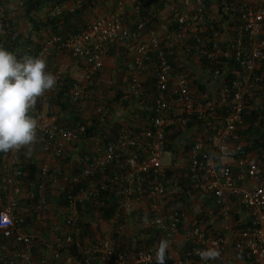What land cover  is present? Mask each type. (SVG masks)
Masks as SVG:
<instances>
[{
	"label": "built area",
	"instance_id": "built-area-1",
	"mask_svg": "<svg viewBox=\"0 0 264 264\" xmlns=\"http://www.w3.org/2000/svg\"><path fill=\"white\" fill-rule=\"evenodd\" d=\"M86 1L57 4L51 13H73ZM167 1L172 19L179 26L170 42L163 43L160 33L147 27L138 15V0H118L115 9L100 13L78 32L48 37L37 53L36 56L45 59L46 71L57 80L40 97L47 100L59 90L73 67L72 60L78 73L68 96L78 102L89 101L95 98L97 90L101 91L93 85L103 80L98 74L105 66L110 47L126 46L133 58L128 94L135 97L143 94L142 76L153 71L157 86L152 106L155 114L134 127L123 125L113 138L97 142L86 166L61 178L51 176V170L59 165L64 151L80 141L87 126L81 122L60 125L56 116L33 107L30 115L37 121L36 133L45 140L37 187V226L26 225L24 217L18 214L23 150L9 151L0 167V234L7 239L1 245L4 264H51L46 255L34 254L37 231L51 223L49 214L53 205L47 199L49 189L63 193L67 201L60 207L65 215L63 232L56 236L57 247L80 244L73 236L81 228L79 205L97 200L101 191H115L120 200L112 222L121 213L124 218L134 215V228L142 229L138 239L143 242L149 238V230L159 232L153 245L140 249L117 246L112 235L105 234L85 243L81 257L66 254L63 258L60 251L45 245L59 264H91L96 254L102 262L111 264H153L161 244L167 245L168 264H203L205 260L199 255L202 250L217 251L219 255L210 260L218 264H264V160L246 151L238 132L244 127L246 97L264 85V0H218L215 6L218 26L204 0ZM19 5L22 0L14 9ZM129 13L135 14L133 27L126 23ZM24 33L19 29L12 37ZM182 39L193 45L188 44L187 51L194 48L212 64L208 77L201 81L207 90L200 94L192 91L193 77L185 70L176 71L168 59L167 46ZM216 106L226 109L221 123H209L213 129L188 150L186 176L191 205L173 203L165 184L163 162L168 154V133L173 128H184L192 118H217ZM97 112L102 117L111 116L104 102L97 106ZM174 189L176 193L183 190L177 181ZM200 197L207 198L209 206ZM190 212L193 216L188 223ZM203 212L208 216L206 222ZM96 221L102 227L113 226L102 220L99 213ZM182 244L185 247L179 253L175 247Z\"/></svg>",
	"mask_w": 264,
	"mask_h": 264
},
{
	"label": "trees",
	"instance_id": "trees-1",
	"mask_svg": "<svg viewBox=\"0 0 264 264\" xmlns=\"http://www.w3.org/2000/svg\"><path fill=\"white\" fill-rule=\"evenodd\" d=\"M20 0H0V23L3 24V32H0V46H3L12 51L17 58H22L25 55L36 56L42 48L46 39L52 35H65L67 33H75L86 27L91 21V17L97 16L94 8L96 5L100 6L99 9H104L102 13L116 8L118 0H104V3L99 5V0H87L81 8L73 13H61L59 15H52V7L57 4H63L71 0H22V5L16 9ZM105 1H110V5H105ZM140 15L147 24L148 28L162 30L167 19L169 23L166 27L168 34L178 29L176 22L172 21L173 13L168 8L167 0H138ZM206 5H217L218 0H205ZM12 13H15V19L11 17ZM129 15V14H128ZM128 17V16H127ZM126 17V18H127ZM135 18V14L133 16ZM19 18L18 20H16ZM22 19L27 22L26 35L22 34L20 37L13 39V32L19 30V20ZM217 24L219 21L217 20ZM166 31V30H165ZM232 34L233 31H231ZM190 42L186 41L184 47ZM119 48L118 53H116ZM177 49L174 47L171 52L168 53V58L171 61L173 67L177 68L176 71L185 70L191 77L195 76L194 63L187 64L183 60H177ZM196 50L192 51L190 58L192 60ZM118 60L117 72H113L111 80H100L95 83L93 88L97 90L95 98L89 101H72L68 96L70 86L75 79L72 73L66 76L63 84L59 90L52 94L47 100H43L42 97H38L34 107L42 108V104H47L48 114L56 116V122L60 125L69 126L76 122L84 123L87 126V131L82 135L80 141L72 144L70 148L64 151L62 157L58 162V166H53L51 170V176H58L64 178L65 176H72L76 174L80 169L84 168L87 162L93 157V153L96 147V143L106 142L109 139L116 136L118 129L123 126L120 122L114 123L112 115L118 108H134V114H137L139 122L146 121L147 117L153 116L155 113L152 110L154 104L155 95L157 92L156 77L154 72H148L145 76L144 92L139 97L129 95V83L132 79L130 72V65L133 63V58L130 56L127 47L113 46L107 52L108 57H116ZM200 63L203 67L212 68V64L206 58H200ZM104 69V68H103ZM103 75V70L98 76ZM197 86V89H196ZM192 90H196L195 93L200 94L207 90V86L200 83L198 79H195L191 84ZM91 88V89H93ZM96 90V89H93ZM99 92V93H98ZM128 95L125 99L124 96ZM104 102L111 116L102 117L97 112V106ZM245 109L243 112L244 127L239 129L240 140L244 142L245 149L249 153H254L260 160H264V85L257 89H254L252 94L246 97ZM215 111L219 116L215 119L208 118L207 120L192 118L184 128H173L169 131L167 136L166 149L171 152H176L174 142L183 134H187L188 139L185 144L187 150H189L192 143L195 141H201L207 135V132L212 130L213 125H219L221 119L225 114V108L215 107ZM213 125L209 124L212 123ZM128 124V123H127ZM129 125V124H128ZM44 144L45 140L41 138V135L36 133L35 142L32 143L35 151L24 153L21 155V168L23 169L22 184L27 188V195L18 197V214L24 217L25 224L36 227V205H37V187L41 179L40 164L44 161ZM30 152V151H29ZM5 153H0V167ZM188 168L186 171L178 170L175 167L166 169L165 184L174 191L175 182L182 187V192L178 193V198L182 202L181 205L188 204L190 201L189 183L187 181ZM1 175V173H0ZM48 201L53 205L51 211H59L60 207L67 204L64 198V194H57L52 192V189L48 190ZM119 198L116 196L115 191H101L97 200L91 203H84L79 205L80 218L82 219L79 226L80 231L78 234H74V238L80 241V244H70L67 246L56 247L60 251L61 255L66 254L82 256V246L89 241H95L100 236H105V233L95 224L97 215L107 223L113 224L116 229L111 231V235L114 243L120 247H128L130 249H140L153 245L159 237V232L155 229L149 230V238L145 239V242L138 239L140 231H136L133 235H129L124 227H122L125 220L122 213L119 218L112 222L111 220L116 216L117 209L119 208ZM203 221L208 220L206 212H203ZM202 217V216H201ZM135 220V219H134ZM136 221V220H135ZM137 241V245H133V241ZM7 239L0 234V264H4L1 245L6 243ZM185 244L178 246L177 251L182 253ZM48 251L45 245L34 246V254L44 255ZM91 264H111L109 261L102 262L99 254L93 255ZM212 261V260H211ZM215 261V260H214ZM208 261L205 260L203 264ZM55 264V263H54ZM59 264V263H57ZM155 264V263H153ZM165 264L167 260H165Z\"/></svg>",
	"mask_w": 264,
	"mask_h": 264
},
{
	"label": "clouds",
	"instance_id": "clouds-1",
	"mask_svg": "<svg viewBox=\"0 0 264 264\" xmlns=\"http://www.w3.org/2000/svg\"><path fill=\"white\" fill-rule=\"evenodd\" d=\"M207 9L212 16L214 24L218 26L217 9H211L208 6ZM99 14H97V16ZM173 33L174 32H172L169 36L167 33L166 37L161 36L163 38V43L170 42V38ZM185 42L186 40L182 39L178 42H173L172 45L170 44L167 46V55L173 50L174 47L180 46L183 48L181 57L187 61H190L191 63H194L193 68L197 69L202 65L199 61L200 58L204 57H200L196 52L193 56L195 60H193V58L192 60L189 59L192 51H194V48L190 52L187 51L186 49L188 44L185 48ZM189 45L192 44L189 43ZM196 60L200 65L195 64ZM183 61L186 62L185 60ZM174 69L177 70L175 67ZM69 72L75 76L78 73L74 67H72ZM146 74L142 76L143 79L145 78ZM195 79H197V77L193 76L192 81ZM199 82L201 83V81ZM56 83L57 80L55 75L49 71H46V61L44 58L32 55H25L22 58H17V56L12 51L0 46V153L18 151L22 147L29 146L35 142L37 121L32 115H30V110L34 107L37 98L40 97L44 92L51 90L56 85ZM195 91L196 90H194V93ZM120 123L122 125L131 126L128 124H123V122ZM44 245L46 244L44 243ZM55 246L56 245H52L53 249L58 250ZM166 248V244H161V246L158 248L155 256V264H165ZM46 252H49V250ZM199 255L202 260H210L215 259L219 253L214 250H202ZM63 258L65 257L63 256ZM52 262V264L59 263V261H55L54 259Z\"/></svg>",
	"mask_w": 264,
	"mask_h": 264
},
{
	"label": "crops",
	"instance_id": "crops-1",
	"mask_svg": "<svg viewBox=\"0 0 264 264\" xmlns=\"http://www.w3.org/2000/svg\"><path fill=\"white\" fill-rule=\"evenodd\" d=\"M102 2L104 3V0H99V5L102 4ZM109 2L108 1H105V5L106 6L108 4L110 5ZM100 6L96 5V7L94 8V10L96 12L102 13L104 9L103 10L102 9H99ZM209 7L211 9L216 8L213 4L209 5ZM131 15H133V14L130 13L128 15V17L126 18V23L129 26L133 27V23H134L135 18L133 17L134 15L133 16H131ZM11 17H13V19H15V13H12ZM18 19L19 18H17L16 20H18ZM169 20L170 19H167L165 21V24H164V29L166 30L167 33H168V30L166 29V27H167V25L169 23ZM19 21H20L19 22V24H20L19 25V29H22L25 32L24 34L26 35V31L28 30L27 29V26H26L27 25V22H24L22 19H20ZM167 21H168V23H167ZM169 35H171V33H169ZM124 47H126V46H124ZM117 51H119V48H117L116 53H118ZM182 51H183V48L179 46L178 49H177V59L185 60L188 65L189 64L191 65V62L190 61H187L186 59H184L183 57H181ZM107 58L109 60L112 59V57H108V56L106 57V59ZM113 58H114V72H117L119 70V69H117V66H118L117 65L118 64L117 55H116V57L114 56ZM102 77H103V79H105L104 78V74L102 75ZM192 91L194 92V90H192ZM46 106H47V104L45 103V106L44 107H46ZM134 112H135L134 108H130V109H127V108H125V109L124 108H122V109L121 108H118V111L116 110L114 112V116L112 115V119L114 118L113 119L114 120V123L123 122V123H128L129 125H131L132 127H134L137 124V122H139L138 117H137V114H134ZM33 149H34V147L32 148V150ZM34 151H35V149H34ZM34 151H32V152H34ZM28 153H29V156H31L33 154V153L31 154V151L28 152ZM171 153H172L171 151L168 152V154H171ZM166 157H168V156L165 155L164 158H166ZM25 195H27V193H26V186H24L22 184L21 197L22 196H25ZM201 200L204 203H206L207 206H209V202H208L209 200L207 198H201ZM64 215H65V213L61 210V208H60L59 211L57 210L56 212L53 211V210L50 211V214H49V216H50V222H51L50 223V226L47 227L44 230H38L37 231V234H36L37 237H36L35 246L36 245H40V244L44 245V243L48 247H50L52 245H56L55 243H56V236H57V234L63 232V228H62V226H63V219H62V217ZM188 215L189 216H188L187 222L189 223L190 220H191V218H192V216H193V213L190 212ZM128 217L129 218H125V220H128L131 223V225L133 226V228H134V219H133L134 218V215H131V217L130 216H128ZM131 220H132V222H131ZM42 242H44V243H42ZM177 248H178V246L175 247V250L176 251H177ZM211 262L214 263V260H212V261L209 260L208 261V264H211Z\"/></svg>",
	"mask_w": 264,
	"mask_h": 264
},
{
	"label": "rangeland",
	"instance_id": "rangeland-1",
	"mask_svg": "<svg viewBox=\"0 0 264 264\" xmlns=\"http://www.w3.org/2000/svg\"><path fill=\"white\" fill-rule=\"evenodd\" d=\"M97 14H99V12H96ZM96 14V15H97ZM96 16L94 17H91L90 19L92 20L93 18H95ZM158 31L162 34H160L162 37H166L167 33L165 31V29H162V30H159ZM49 59H52V58H49ZM193 60H195V58L193 57ZM194 62V61H193ZM195 64L196 65H200L198 63V61L196 60L195 61ZM76 65V64H75ZM71 66H74V62L71 60ZM77 66V65H76ZM78 67V66H77ZM76 69H79L81 70L80 68H76ZM196 69V68H195ZM114 70V59H111L109 60L108 58L106 59V63H105V66H104V69H103V74H104V78L106 80H111L112 78V72ZM208 70H207V67H203L202 65L199 66L196 71H195V76L197 77L198 81H203L206 77H208ZM197 87V86H196ZM45 104H42V108H40L41 111H43L44 113L48 112V108L44 107ZM114 116V114H113ZM114 119V118H113ZM123 124H127V123H123ZM127 126V125H125ZM187 139H188V136L187 134H183L182 136H179L175 142H174V146H175V150L176 152H172L171 154H167L166 158H164L163 162H164V165H165V168H171V167H175L176 169L178 170H184L186 171V169L188 168V150L187 148L185 147V144L187 142ZM32 148H33V145H29V146H24L22 147V150H23V153H28L29 151H32ZM34 151V149H33ZM170 190H173V189H170ZM169 191V196L171 198V202L173 203H178V204H182V202L179 200L178 198V193H176V191L174 190L173 192L172 191ZM26 191H27V188H26ZM28 193V192H26ZM186 206H190L191 204H184ZM132 222V220H131ZM134 224H135V220H134ZM99 228L102 230V232L105 230V234H111L113 231V229H116V227L113 225V226H105V227H102L101 224L98 225ZM122 227H124V230H126V232L129 233V235H133V233L136 231H138L136 228H133V226L131 225V223L127 220L125 222H123L122 224ZM140 231H142V229H139ZM46 257H48V259L50 260V263L52 264L53 262V257L52 255L49 253V252H46ZM208 264V262H207ZM211 264H218L216 261H214V263L211 262Z\"/></svg>",
	"mask_w": 264,
	"mask_h": 264
}]
</instances>
